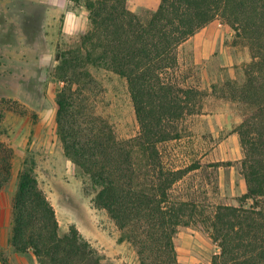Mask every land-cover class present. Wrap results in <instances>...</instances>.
<instances>
[{
    "label": "trees",
    "instance_id": "16d2710c",
    "mask_svg": "<svg viewBox=\"0 0 264 264\" xmlns=\"http://www.w3.org/2000/svg\"><path fill=\"white\" fill-rule=\"evenodd\" d=\"M72 1L84 4L90 23L75 49L56 56L54 78L63 84L56 124L64 153L90 177L97 188L95 205L136 248L141 264H179L175 235L196 221L197 211L194 204L172 198L173 187L188 170L164 167L160 145L180 137L179 123L194 112L189 104L198 91L171 77L179 67L178 50L209 24L228 25L251 46L246 88L252 86L257 99L261 86L255 81L264 80V0H160L147 21L129 8L128 0ZM90 64L126 79L137 136L120 141L79 105L82 76L90 77L82 68ZM238 133L246 193L239 207L219 205L199 221L220 249L211 264H264V103H256ZM11 156L0 144V191L12 175ZM59 228L34 168L25 167L12 205L14 250L33 253L39 264H102L77 229L61 236Z\"/></svg>",
    "mask_w": 264,
    "mask_h": 264
},
{
    "label": "rangeland",
    "instance_id": "374dc122",
    "mask_svg": "<svg viewBox=\"0 0 264 264\" xmlns=\"http://www.w3.org/2000/svg\"><path fill=\"white\" fill-rule=\"evenodd\" d=\"M160 1V0H159ZM87 21L83 3H75ZM50 0H0V144L12 153V175L0 191V264H39L33 253H17L11 245L12 205L19 175L33 167L40 188L56 211L60 235L77 229L95 249L102 264H141L138 252L105 210L94 202L97 193L89 176L64 153L57 135V96L63 87L55 78L58 53L75 49L79 37L63 31V16ZM129 8L147 21L155 0H128ZM53 61L41 64V57ZM179 67L171 77L198 94L195 110L179 123L180 137L160 145L167 169H187L173 187L175 201L196 206V221L181 226L174 244L179 264H211L220 252L199 221L219 205L239 207L246 193L242 161L245 153L238 128L245 116L264 103V80L256 99L248 83L253 62L250 44L228 25L215 21L178 50ZM79 105L120 141L137 136L138 122L125 78L100 66L86 65ZM243 90V92H242ZM191 106V107H193ZM27 165V166H26ZM251 204L249 201L246 205Z\"/></svg>",
    "mask_w": 264,
    "mask_h": 264
},
{
    "label": "clouds",
    "instance_id": "9594fccd",
    "mask_svg": "<svg viewBox=\"0 0 264 264\" xmlns=\"http://www.w3.org/2000/svg\"><path fill=\"white\" fill-rule=\"evenodd\" d=\"M50 3L53 6H56L58 0H50ZM59 11L63 16V31L68 37H76L79 34L86 31L89 21L83 14L81 9H77L72 0H64L63 8H60ZM53 61L51 55H44L41 57V64L48 65Z\"/></svg>",
    "mask_w": 264,
    "mask_h": 264
},
{
    "label": "crops",
    "instance_id": "0c3cea01",
    "mask_svg": "<svg viewBox=\"0 0 264 264\" xmlns=\"http://www.w3.org/2000/svg\"><path fill=\"white\" fill-rule=\"evenodd\" d=\"M155 3L158 5V7H159V5H160V1L159 0H155ZM158 9V8H157ZM134 12V11H133Z\"/></svg>",
    "mask_w": 264,
    "mask_h": 264
}]
</instances>
